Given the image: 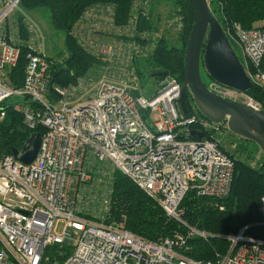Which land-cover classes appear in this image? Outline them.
Listing matches in <instances>:
<instances>
[{
    "label": "built area",
    "instance_id": "built-area-1",
    "mask_svg": "<svg viewBox=\"0 0 264 264\" xmlns=\"http://www.w3.org/2000/svg\"><path fill=\"white\" fill-rule=\"evenodd\" d=\"M18 1L0 0V120L11 106L26 127L44 130L31 163L12 154L0 157V264H264V237L246 234L247 226L226 237L224 254L205 261L180 251L181 234L150 241L103 218L116 171L178 221L189 189L203 197L227 196L235 163L215 136L222 126L228 129L227 123H213L194 110L183 116L177 102L181 82L171 75L160 78L149 96L136 94L130 87L139 81L134 62L151 47L117 40L115 33H131L115 24L109 6L87 10L71 31L101 59L106 73L99 79L85 74L74 83L52 84V72L64 65L68 54L47 56L35 42L31 24L28 38L20 36L10 18ZM93 26H102L113 40L102 44L91 39ZM235 31L249 63L245 71L264 93V27ZM22 45L27 48L24 77L14 87L9 73ZM207 87L234 100L241 96L238 101L264 110L245 91L215 80ZM191 130L202 136L190 135ZM259 212L261 220L252 225L264 227V194ZM186 234L207 236L192 226ZM54 244L68 245L71 252L63 260L42 263L45 249Z\"/></svg>",
    "mask_w": 264,
    "mask_h": 264
},
{
    "label": "trees",
    "instance_id": "trees-1",
    "mask_svg": "<svg viewBox=\"0 0 264 264\" xmlns=\"http://www.w3.org/2000/svg\"><path fill=\"white\" fill-rule=\"evenodd\" d=\"M172 1L180 16V36L186 43L193 23V5L191 0ZM150 4L151 0H19L17 5L20 10L16 11L14 19L20 36L26 40L29 32L23 11L47 7L51 25L64 33L68 56L64 65L59 64L52 72V84L74 83L95 63L102 62L98 56L86 50L71 33L84 13L96 6L111 7L115 24L129 27V35L114 34L117 40H133L137 44L151 46L146 61L150 65L149 74L153 79L158 81L163 77L153 76V72L165 70L182 82L185 73V45L168 46L163 37L152 36V20L148 13ZM210 6L211 12L226 32L233 33L238 27H264V0H210ZM145 31L147 35L143 34ZM26 52V46L22 45L17 62L9 73L14 87L22 85ZM135 68L140 80L142 71L137 65ZM134 92L139 94L137 89ZM245 92L264 108V93L257 86L252 84ZM186 102L191 112L194 110L202 116L190 96L186 97ZM190 127L194 129L197 126ZM43 130L40 126L35 129L26 127L22 115L8 106L5 116L0 120V157L12 154L14 148L21 149L33 132L42 133ZM224 151L235 163L230 192L222 198H211L198 196L194 189H189L182 200L184 223L167 215L153 198L118 171L113 173L110 182L112 190L103 218L106 221L122 223L126 229L150 241H161L181 234L184 242L178 244L182 245L179 247L180 251L194 259L205 261H215L219 255L224 254L229 247L226 237L235 234L241 227L247 226L246 234L250 236L264 237V227L252 225L262 218L259 205L264 194V154L258 165H252L234 158L226 149ZM187 226L205 230L207 236H188ZM70 252L71 247L68 245H51L45 249L42 263L55 259L63 260Z\"/></svg>",
    "mask_w": 264,
    "mask_h": 264
},
{
    "label": "water",
    "instance_id": "water-1",
    "mask_svg": "<svg viewBox=\"0 0 264 264\" xmlns=\"http://www.w3.org/2000/svg\"><path fill=\"white\" fill-rule=\"evenodd\" d=\"M193 23L184 49V78L177 100L183 116L188 117L186 97L190 96L202 116L213 123L226 121L228 129L256 143L264 154V110L212 92L201 76V63L215 81L246 91L252 82L236 55L224 29L210 10L208 0H191ZM153 76L170 75L161 70ZM190 135L202 136L191 130ZM41 135L33 132L21 149H12L15 160L29 164L35 158Z\"/></svg>",
    "mask_w": 264,
    "mask_h": 264
},
{
    "label": "rangeland",
    "instance_id": "rangeland-1",
    "mask_svg": "<svg viewBox=\"0 0 264 264\" xmlns=\"http://www.w3.org/2000/svg\"><path fill=\"white\" fill-rule=\"evenodd\" d=\"M148 7L149 6H147V8ZM150 7H151L150 12L148 13L150 14L152 20L151 21L153 27L152 36L154 38L163 37L168 46L182 47L183 45H186L185 40H183L182 36H180V31H181L180 16L177 13V8L174 5L173 1L151 0ZM210 8L212 9V6H210ZM17 10H20L18 5L10 13V18L14 19V15L16 14ZM23 15L25 17V20L27 21V24H31L33 30L35 31L34 33V36L36 37L35 42L39 47L42 48L43 52L47 56L56 59V58H60V56L62 57L67 52L65 45V35L61 30L55 29L51 25L49 20L50 12L47 7H39L34 10L23 11ZM93 28H94L93 29L94 32L90 30L89 33L91 39L95 41H101L102 44H108L113 40L111 38L112 37L111 34H107L106 31L103 32L102 26L100 27V30L96 29L95 26H93ZM235 32L236 31L230 33V32H226L225 30V33L236 55L238 56L242 66L244 67L245 70H247L249 67V63L247 61V58L244 54L241 45L236 41ZM119 41H123V40H119ZM84 46L86 47L87 45L84 44ZM149 50L150 48L145 50L144 54H140L139 53L140 50L138 49L137 53H139L140 55L138 56L137 61L135 60L134 64L135 66L137 65L139 69L142 71V76L137 83L130 84L131 88H136L139 91V93L146 96H149L154 91V88L157 85L156 79H153L149 74L150 65L146 61ZM102 54L103 56L107 55L106 53H104V51L102 52ZM104 70L105 67L102 68L101 62L95 63L87 71L86 77H94L95 79L96 78L99 79L101 75H104L106 73ZM107 74L111 75L109 74V72H107ZM201 76L206 85L209 84L212 80H214L205 70L203 63H201ZM235 99L241 100L242 98L241 96H237ZM190 102L191 100H189V103ZM221 131L222 133L217 132L215 134L216 139L219 141V143L224 149H226L227 151H229L234 155V158H237L247 163L249 162L252 165H258V163L262 161L263 152L256 143L232 133L229 129L224 130L223 126ZM193 139H197V138H193ZM182 210L184 214V207H182ZM183 214L180 217V221L185 222V220L183 219ZM62 229H63L62 223H59L56 228L57 232L59 233L62 232ZM196 230L200 232L202 231L206 232L205 230H201V229H196ZM180 246L182 247V245Z\"/></svg>",
    "mask_w": 264,
    "mask_h": 264
}]
</instances>
